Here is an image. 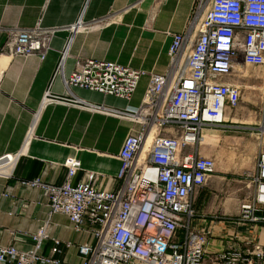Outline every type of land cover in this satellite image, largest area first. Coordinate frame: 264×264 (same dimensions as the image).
Returning <instances> with one entry per match:
<instances>
[{
    "label": "built area",
    "instance_id": "obj_1",
    "mask_svg": "<svg viewBox=\"0 0 264 264\" xmlns=\"http://www.w3.org/2000/svg\"><path fill=\"white\" fill-rule=\"evenodd\" d=\"M82 23L80 16L68 26L69 40L52 78L60 76L68 94L78 87L129 101L146 73L143 70L77 58L69 76L63 75L70 41ZM53 31L39 22L16 29L0 54L43 59ZM168 55L167 70L149 74L137 108L68 100L47 88L42 104L89 107L131 121L138 129L122 141L116 174L120 184L114 191L97 187L93 172L74 184L80 167L76 157L65 160L67 173L59 185L41 177L19 180L25 189H40L49 215H65L72 230L84 234L86 241L75 244L51 238L49 253L44 254L43 243L50 238L44 223L32 234L28 250L0 244V264H264V243L251 236L236 233L222 247L210 249L208 232L191 226L195 194L214 173L215 161L198 152H184L187 147L199 148L206 128L227 127L226 109H236L242 99V86L233 78L236 67L264 68V0H194L186 27L172 34ZM254 129L256 171L233 218L236 225L250 224L253 231L264 228V104ZM16 157L0 158L1 176H11ZM72 248L77 251L75 262L66 258Z\"/></svg>",
    "mask_w": 264,
    "mask_h": 264
},
{
    "label": "crops",
    "instance_id": "obj_2",
    "mask_svg": "<svg viewBox=\"0 0 264 264\" xmlns=\"http://www.w3.org/2000/svg\"><path fill=\"white\" fill-rule=\"evenodd\" d=\"M193 4L194 0H0V48L16 29L39 22L43 28L54 30L43 59L0 54V158L17 156L11 176L0 175V244L13 243L20 250H28L33 244L32 234L44 223L50 236L43 243L44 254L49 253L51 238L75 244L86 241L84 234L72 230L65 215H49L40 189H25L18 181L41 177L59 185L67 173L65 160L76 157L80 167L74 184L93 172L97 187L114 191L120 184L116 178L120 166L117 154L124 137L138 125L89 107L42 104L45 91L50 88L53 95L108 108L139 107L149 74L167 70L172 34L184 30ZM80 16L82 28L72 36L63 75L69 76L77 58L143 70L146 73L129 101L78 87L70 88L68 94L60 76L52 78L69 40L67 28ZM240 104L234 110L226 109L227 127L206 128L197 150L184 149L215 161L214 173L195 194L196 215L191 220L194 229L208 232L210 249L222 247L236 233L264 243L263 226L253 231L250 224L238 226L233 221L256 171L254 128L259 118ZM263 104L264 100L259 110ZM242 169L248 170L240 176L245 172ZM66 258L77 261L76 248L68 250Z\"/></svg>",
    "mask_w": 264,
    "mask_h": 264
},
{
    "label": "rangeland",
    "instance_id": "obj_3",
    "mask_svg": "<svg viewBox=\"0 0 264 264\" xmlns=\"http://www.w3.org/2000/svg\"><path fill=\"white\" fill-rule=\"evenodd\" d=\"M237 76H234V80L242 86V102L240 105L248 107L251 110V114L259 118L262 100H264V68H252L249 66H237ZM237 161V160H236ZM254 163L252 162L250 167L252 169ZM248 168V167H246ZM246 173L248 169H242ZM243 189V188H242ZM246 190V189H245ZM244 196L248 191L244 192ZM242 195V197H244Z\"/></svg>",
    "mask_w": 264,
    "mask_h": 264
},
{
    "label": "bare ground",
    "instance_id": "obj_4",
    "mask_svg": "<svg viewBox=\"0 0 264 264\" xmlns=\"http://www.w3.org/2000/svg\"><path fill=\"white\" fill-rule=\"evenodd\" d=\"M264 92V91H263Z\"/></svg>",
    "mask_w": 264,
    "mask_h": 264
}]
</instances>
